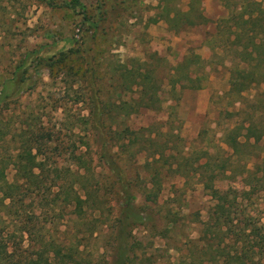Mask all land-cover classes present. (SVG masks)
Listing matches in <instances>:
<instances>
[{"label":"trees","instance_id":"16d2710c","mask_svg":"<svg viewBox=\"0 0 264 264\" xmlns=\"http://www.w3.org/2000/svg\"><path fill=\"white\" fill-rule=\"evenodd\" d=\"M220 1L228 10V15L217 21L205 14L203 0H189L185 9L180 0H160L158 7L168 28L175 33L216 21V32L211 34L209 43L212 48H220L223 52L230 49L233 53L230 88L226 95L240 98L245 90L264 83V0ZM63 6L82 15L78 25L84 34L82 33L83 38L80 41L72 40L68 48H59L50 62V85L55 88L51 97L52 109L55 112L60 111L59 121L53 123L50 120V129L37 123L43 134L37 130L34 132L33 127L23 130L19 125H12L14 113L7 106L15 96V90L29 77V72H39L40 64H26V58L19 59L15 70L8 77L0 79V264H84L81 262L83 235L73 241L65 234V241H60L59 237L50 233V224L55 226L61 220L60 211L66 206L79 208L75 211L79 218H84V215H80L81 210L91 205L97 209L99 215L108 217L104 207L96 205L97 199L81 195L76 188L78 185L79 188L82 186L79 170L89 168L86 153H80L68 142L69 127L72 134L80 122L91 123L96 129L108 127L110 131L112 125L117 127L122 123L121 128L112 132L114 146L118 145L126 153H132L134 148H137L136 152H150L153 159L149 165H152L151 174L156 176V181H151L148 201H157L163 190V183L157 178L169 172L189 178L203 170L213 175L216 168L230 170L238 175H248V178L252 177L256 183L264 181V160L256 170H251L246 164L242 165L239 160L235 162L233 159L243 158L246 154L242 152L243 146L247 145L250 138L254 137V145L263 140L264 132L254 133V124H236L229 128L225 133L224 142L232 149V154L227 159L221 158L220 155L214 159L210 155L203 163L200 162L202 151H195L191 146H186L185 139L179 132L176 133L171 128L166 131H154L153 127L158 123L139 129H131L125 124L129 116L141 110L160 109L163 103L161 93L166 85L170 86L168 93L176 100L185 88H202L208 79V61L198 53L185 55L176 65L170 64L168 59L157 51L148 53L144 59H129L126 62L110 59L109 65L102 72L100 69L86 66L83 71L86 77L83 86L75 87V83L69 84L67 79L71 80L72 75L77 76V72L63 64V60L75 52L82 61L88 58V52L93 49L90 47L87 50L84 45L98 33L101 16H92L81 0H65ZM155 18L152 19L153 22L158 19ZM105 78L109 82L104 83L107 87L97 85V82ZM108 92H112L113 99L115 95L117 98L112 101L111 96L107 95ZM128 95L130 96L127 97ZM70 98L77 104H88L89 114L72 113ZM32 116V120L36 119L35 115ZM166 124L162 122L159 125ZM64 125L67 127L65 136L68 139L61 136ZM242 128L246 131H242ZM162 134L170 135V138L166 142L159 141ZM140 136L148 138V146L139 144ZM241 136L246 140L242 141ZM172 137H176L182 147H178L179 144L170 145L168 141ZM12 141L17 145L8 147ZM61 145L64 146L57 152ZM103 150L101 148L100 158H104L108 163L120 184L117 214L107 219L99 218L101 221L106 220L105 223L108 221L109 227L114 229L110 234L114 245L112 260L105 264H133L136 258L133 248L137 246L132 235L135 228L146 224L154 228V224L149 220V213L137 205V193L133 189L132 180L123 176L113 157L107 156ZM165 157L173 161L168 165L161 162ZM58 158L63 161L60 162ZM212 158L215 161H211ZM67 162L70 164L66 165ZM73 164L76 165L75 169L72 168ZM10 166L15 169L13 181H10L6 174ZM208 182L206 181V188H213V183ZM252 184V189H242L238 193L244 198H250L255 189V183ZM213 192L220 200L209 208L201 231L205 236L203 238H207L202 249L210 254V257L205 261L197 259L194 239L188 240L186 248H174L186 256V264H264V223L260 217L250 215L246 210L245 213L244 210L241 211L243 215H238L234 209L238 194L234 193L231 198L227 191L221 198L216 191ZM75 212L68 216L70 220L76 215ZM168 214L169 212L165 218L168 228L171 229L175 227V219ZM82 232L85 234L83 238L88 239L94 237L97 231L87 228ZM150 255L152 256L148 259L156 263L155 254ZM162 264L176 263L169 261Z\"/></svg>","mask_w":264,"mask_h":264},{"label":"rangeland","instance_id":"374dc122","mask_svg":"<svg viewBox=\"0 0 264 264\" xmlns=\"http://www.w3.org/2000/svg\"><path fill=\"white\" fill-rule=\"evenodd\" d=\"M64 1L0 0V79L8 77L15 70L19 59L26 58V64L32 62L40 64L39 72L31 70L29 75L27 74L29 77L15 90L16 94L7 106L14 113L12 119L14 127L19 125L23 130L33 127L34 132H39L38 124L50 129V120L55 123L60 119V111L55 112L52 109L51 97L55 88L50 85L52 83L50 62L59 48L64 46L68 48L72 40L80 41L84 34L79 30L78 25L82 15L78 11L64 7ZM81 1L91 11L92 16L97 18L101 16V22L94 39L91 38L84 45L87 50L90 47L93 49L92 52H88V58L82 61L75 52L63 60V64H67L77 72V76L72 75L71 80L67 79L69 84L75 83V87L83 86L86 79L83 71L86 66L100 69L99 71L102 72L109 65L110 59L123 62L129 59H144L148 53L157 51L172 65H176L185 55L191 53H198L208 61L206 66L208 79L202 88H185L180 98L176 100L168 93L170 86H164L161 93L163 99L161 108L141 110L129 116L125 124L131 129L156 123L158 124L153 127L154 131L159 129L166 131L171 128L184 137L186 146H191L195 151H202L201 163L207 161L210 155L214 159L218 155L227 159L232 154V149L224 142V136L228 129L236 124L248 126L251 123L255 126L254 133L264 132V83L245 90L240 98L226 95L230 88V69L234 57L230 49L223 52L220 48H212L209 43L211 34L216 32V23L200 24L175 33L168 28L166 20L161 16L158 7L160 0ZM188 1L180 0L184 9L187 8ZM203 6L204 12L214 20L219 19L224 13V8L218 0H203ZM225 15H228L226 9L223 16ZM155 17L158 19L153 22L152 19ZM159 67L161 69V66ZM104 83L109 84L106 78L97 82V85L107 87ZM202 91L206 92L205 100L207 99L208 103H206V111L198 113L196 107L202 106V97H199L198 93ZM107 95L112 98L113 94L108 92ZM71 98L72 113L89 114L88 104L83 102L77 104ZM115 98L117 95L114 96ZM114 99L112 98V101ZM32 114L36 119L32 120ZM162 122L167 124L159 125ZM59 126L60 124L57 128ZM122 126V123L117 127L112 125L110 131L108 127L96 129L91 123L80 122L72 134L69 127V139L65 136L67 129L65 125L61 136L68 139L74 149L80 153L85 152L89 161V168L79 170L82 175V186L79 188L78 185L76 188L81 195L97 199L96 205L100 204L104 207L108 217L118 212L120 184L108 163L104 158H100L101 148L105 150L108 145L105 150L106 155L113 157L126 179L132 180L133 189L137 193L136 203L149 213V220L154 224V228L147 224L135 228L132 235L137 246L133 248L136 257L133 264H162L169 261L186 264V256L184 257L182 252H178L174 247H188L189 239L195 241L197 259L204 261L208 259L210 254L202 249L207 238H203L205 236L201 231L207 220L209 208L220 200L213 191H216L221 198L227 194V191L231 198L234 193L238 194V198L234 201L236 205L234 209L238 215H243L241 211L244 210L245 213L246 210L250 215L260 217L261 222L264 223V181L256 183L252 177L234 174L230 170L215 168L213 175L203 170L201 172L203 175L197 173L189 178L173 172L162 174L157 178L163 183L162 192L157 201H148L147 194L151 190V181L152 179L156 181V176L151 174L152 165H149L153 157L148 150L136 152L137 148H134L132 153H126L118 145L114 146L112 132ZM242 131L246 130L242 128ZM140 138L138 140L140 145H149L147 137L140 136ZM168 138L170 135L162 134L159 141L166 142ZM175 138L172 137L168 141L170 145L179 144ZM240 139L246 140L244 136ZM16 145V142L12 141L8 147ZM63 146H59L57 152H60ZM178 147H182L181 144ZM243 150L242 152L246 153L243 158H233L234 161L239 160L242 165L246 164L247 168L256 170L264 160V137L258 145H254V137L250 138L247 145L243 146ZM213 158L211 161H215ZM58 160L63 161L61 158ZM171 161L173 159L165 157L161 162L168 165ZM69 164L67 162L66 165ZM72 168L75 169L76 165L73 164ZM6 174L7 178L13 181L14 167L10 166ZM206 181H209L208 183L211 181L213 188H206ZM252 183H255V189L250 198H244L238 193L242 189H252ZM78 209L73 206L64 207L60 211L61 220L55 226L50 224V233L59 237L60 241H65V234L73 241L83 235L81 262L84 264L111 262L114 245L110 234L114 230L113 227H109L108 221L105 223L106 220H99L105 215H99L92 205L81 210L80 215H84V218L77 216L75 211ZM73 211L76 215L70 220L68 216L72 215ZM168 212V215L175 219V227L171 229L168 228L166 219ZM87 228L97 231L94 237L83 238L85 234L82 231ZM151 253L155 254L156 263L148 259L152 256Z\"/></svg>","mask_w":264,"mask_h":264},{"label":"crops","instance_id":"0c3cea01","mask_svg":"<svg viewBox=\"0 0 264 264\" xmlns=\"http://www.w3.org/2000/svg\"><path fill=\"white\" fill-rule=\"evenodd\" d=\"M219 2H220V4H221V6L224 8V13H223V15L225 14V7L223 6V4L221 3V1L220 0H218ZM227 10V9H226ZM205 11V10H204ZM206 14V13H205ZM227 14H228V10H227ZM207 15V14H206ZM210 15V14H209ZM223 15H221L220 16V18L221 17H226V15L225 16H223ZM211 16H213V13H211ZM218 20V19H217ZM216 20V21H217ZM216 21L215 22H211V23H216ZM216 27V26H215ZM216 29V28H215ZM198 96L199 97H202V101H201V103H202V106H200V107H196V112H205L206 111V107H207V104L206 103H208V100L206 99L205 100V96H206V92L205 91H202V92H199L198 93Z\"/></svg>","mask_w":264,"mask_h":264}]
</instances>
